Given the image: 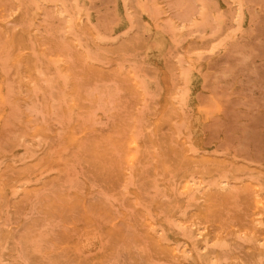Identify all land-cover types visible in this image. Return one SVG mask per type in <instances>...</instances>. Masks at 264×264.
Masks as SVG:
<instances>
[{
    "label": "rangeland",
    "instance_id": "1",
    "mask_svg": "<svg viewBox=\"0 0 264 264\" xmlns=\"http://www.w3.org/2000/svg\"><path fill=\"white\" fill-rule=\"evenodd\" d=\"M0 264H264V0H0Z\"/></svg>",
    "mask_w": 264,
    "mask_h": 264
}]
</instances>
